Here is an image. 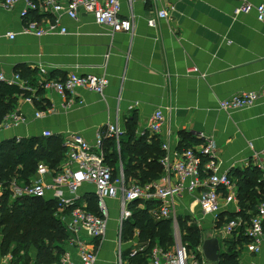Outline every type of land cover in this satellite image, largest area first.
Wrapping results in <instances>:
<instances>
[{
  "label": "crops",
  "instance_id": "obj_1",
  "mask_svg": "<svg viewBox=\"0 0 264 264\" xmlns=\"http://www.w3.org/2000/svg\"><path fill=\"white\" fill-rule=\"evenodd\" d=\"M246 2L257 5L264 0H121V16L133 18L132 32H113L83 10L77 20L61 18L66 32L58 29L42 36L22 32L23 2L14 9L0 6V74L11 79L30 70L33 84L42 76L65 78L71 73L106 75L109 80L103 93L80 88L71 102L54 90H41L36 98L35 89L33 102L25 100L26 92L15 95L14 110L22 111L27 119L0 130V142L46 137V130L52 132L51 137L80 133L93 142L100 131L116 123L123 135L119 142L104 146L109 153L116 151L118 170L122 166L124 172L129 156L121 152L120 141L128 139L127 122L135 116L136 136H156L147 126L152 114L162 110L165 124L157 136L161 144L169 137L171 146L183 148L185 135L214 140L221 171L250 165L264 169V23L255 9L235 16V9ZM163 7L169 15L159 18ZM41 14L51 18L50 13ZM151 18H156L155 26L148 24ZM9 32L15 33L14 39ZM246 92L260 93L254 106L220 107L221 100ZM39 110L44 112L40 117L36 116ZM159 175L156 182L161 185L177 180L175 174L163 170ZM135 180L128 178V182ZM90 194H95V188L85 184L79 202L88 206ZM107 203L108 230L98 246L97 264H118L119 200ZM196 207L192 194H180V215L191 214ZM214 225L220 252L226 251L225 241L233 236H218L219 225ZM138 241L136 232L130 240L122 238V247L141 245ZM239 248L240 264H264V245L257 254L246 243ZM66 250L76 256L68 243ZM61 259L52 264H62ZM0 264H36V251H30L26 262L23 252L2 254L0 250Z\"/></svg>",
  "mask_w": 264,
  "mask_h": 264
},
{
  "label": "built area",
  "instance_id": "obj_2",
  "mask_svg": "<svg viewBox=\"0 0 264 264\" xmlns=\"http://www.w3.org/2000/svg\"><path fill=\"white\" fill-rule=\"evenodd\" d=\"M21 2L24 3L21 9L24 20L22 32L26 34L42 36L58 29L64 33L67 27L62 24L61 18L65 15L77 20L83 10L92 13L97 23L110 26L113 32H132L134 28L132 17L121 16V0H0V6L14 9ZM252 9L256 10L258 20L264 23V2L257 5L246 2L236 8L234 14L237 16L248 13ZM31 11L50 13L51 18L39 20L29 17ZM168 15L167 7L161 8L157 14L159 18H166ZM148 24L155 26L156 18L149 19ZM7 35L11 39L15 38L14 32ZM193 70L198 71L197 68ZM0 81L19 86L29 92L30 95L25 98L27 102L34 101L32 94L35 89L54 90L63 99L71 102L80 88L101 94L109 84L106 75L94 73H71L65 78L42 76L35 84L23 78L20 73L11 79L0 74ZM259 98L260 93L246 92L221 100L219 105L225 110H240L254 106ZM43 113L39 110L36 116L40 117ZM26 119L22 111L13 110L0 121V130L18 125ZM164 124L163 111L156 110L149 118L147 127L156 136H161ZM123 132L118 124L114 123L109 124L106 130L100 131L93 142L80 133L68 134L64 138V158L57 168H51L49 164L41 162L29 180L13 177L9 182L12 199L21 196L55 198L59 201L61 211L73 206L71 212L62 217L69 233L67 243L74 248L76 256L66 250L62 255V264H97L96 246L105 239L108 230V199L119 200L118 264H130L129 259L145 248L144 245L135 248L131 246L132 249L125 258L122 228L124 222L132 217L130 204L136 200L151 199L159 201L158 215L172 220L176 245L174 249H168L155 244L149 253L148 264H213L205 257L202 244L199 250L203 262H200L190 253L188 246L178 240V234L182 235L183 230L179 223L182 215L177 211V202L180 194L185 191L194 196L195 205L213 220V224L221 223L218 236L234 237L244 230L248 238L247 248L255 254L261 251L264 245V200L258 203L257 212L248 221L240 216L223 221V216L227 219L229 213L240 211L238 185L228 172L221 171L218 145L214 140L179 148L171 146L169 137L166 138L161 144L164 150L161 164L164 172L176 175V182L169 181L165 185L152 182L142 185L136 181L126 182L123 167L120 166L116 175L113 167L106 161L105 139L115 138L119 142ZM51 134L50 130L43 132L46 137ZM85 184H91L95 188L97 212L89 210L87 205L79 202L80 189ZM2 192L3 186L0 185V202Z\"/></svg>",
  "mask_w": 264,
  "mask_h": 264
},
{
  "label": "trees",
  "instance_id": "obj_3",
  "mask_svg": "<svg viewBox=\"0 0 264 264\" xmlns=\"http://www.w3.org/2000/svg\"><path fill=\"white\" fill-rule=\"evenodd\" d=\"M29 17L41 20L44 15L38 11H31ZM23 78L31 82V73L20 72ZM33 83V82H32ZM25 91L19 86L10 85L0 81V121L15 108L17 97L15 95ZM36 93V98L41 94ZM29 94V92H26ZM27 96V95H26ZM41 100H39V103ZM128 125V139L121 140V152L129 156L128 163H124L126 182L129 177L144 185L156 182L159 172L163 170L161 159L164 150L157 136L148 137V134L136 136L137 121L135 116L130 118ZM183 148L190 147L193 141L205 142L201 138H193L191 135L183 136ZM106 143H116L115 138L105 139ZM104 142V143H105ZM64 138L60 137H16L0 142V185L3 186L0 202V250L2 254L10 251L13 254L23 252L26 262L30 261V251H36V264H52L60 262L65 251L69 233L63 220V214H69L73 206L60 210L59 201L55 198L39 196H21L11 198L9 182L13 177L29 180L36 172L41 162L49 164L51 168H57L64 158ZM106 161L113 167L114 174H118V154L116 151H106ZM229 175L238 185V200L240 211L229 213L227 219L237 216L249 220L257 212L258 203L264 200V169L257 165H250L245 169L233 168ZM91 201L87 208L93 212L98 211L97 196L90 194ZM158 200H136L130 204L132 217L123 224L122 232L128 240L137 236L138 246L145 248L129 259L130 264H148V257L155 244L163 247L174 242L172 220L158 215ZM181 218V217H180ZM179 223L183 230V222ZM183 221V220H182ZM218 225L220 226L221 223ZM183 240L193 247H199L203 243L202 232L199 228L191 226L183 230ZM248 242L244 230L233 238L225 241L226 251L221 252L216 264H240L238 254L244 243ZM185 243V242H184ZM132 248L128 250L131 251ZM126 251V250H125ZM125 253V252H124ZM129 252L125 253L128 254Z\"/></svg>",
  "mask_w": 264,
  "mask_h": 264
},
{
  "label": "rangeland",
  "instance_id": "obj_4",
  "mask_svg": "<svg viewBox=\"0 0 264 264\" xmlns=\"http://www.w3.org/2000/svg\"><path fill=\"white\" fill-rule=\"evenodd\" d=\"M181 220L180 222H183L184 228L183 230H188L189 227L194 226L197 227L201 230L202 232V239H206L209 237L214 236V234L216 233L214 227H216L211 219H209L206 215L203 214L202 210L200 207H196L195 211L191 214V215H185L182 214V216H180ZM183 220V221H182ZM215 223V222H214ZM184 233V232H183ZM178 240L182 241L184 244H186L188 246V249L190 250V253L192 255H194V257H196L197 259H199L200 262H203V258L201 257V253H200V246L199 247H193L191 245H189L188 242H186L185 240H183V234L180 235V233L178 234ZM1 237V236H0ZM122 238L124 240H128L127 238H125V236L123 235L122 232ZM118 240H119V235H118ZM176 242L174 240L173 244L169 245V246H165L166 248L170 249V248H175ZM98 246H100V244H97L96 249L98 250ZM138 247L137 244L134 245L133 248ZM118 252V249H117ZM130 252V250H126L125 253ZM123 253L124 257L126 258L128 254Z\"/></svg>",
  "mask_w": 264,
  "mask_h": 264
},
{
  "label": "water",
  "instance_id": "obj_5",
  "mask_svg": "<svg viewBox=\"0 0 264 264\" xmlns=\"http://www.w3.org/2000/svg\"><path fill=\"white\" fill-rule=\"evenodd\" d=\"M202 249L205 257L211 262H218L221 256L220 240L217 236L204 239Z\"/></svg>",
  "mask_w": 264,
  "mask_h": 264
}]
</instances>
